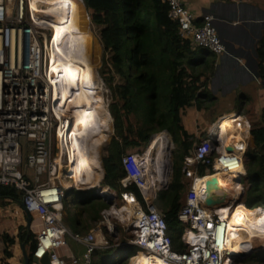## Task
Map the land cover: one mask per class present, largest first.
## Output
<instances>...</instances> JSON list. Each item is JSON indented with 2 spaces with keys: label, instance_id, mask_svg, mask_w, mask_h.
<instances>
[{
  "label": "built area",
  "instance_id": "obj_1",
  "mask_svg": "<svg viewBox=\"0 0 264 264\" xmlns=\"http://www.w3.org/2000/svg\"><path fill=\"white\" fill-rule=\"evenodd\" d=\"M163 1L167 5L168 17L177 24L180 38L189 40L193 47H201L215 54L225 51L211 15H203L198 22L183 0ZM79 2L84 4L83 0ZM50 17L47 13L33 10L30 0H0V188L11 185L21 192L23 210L31 216V220L37 219L39 222L32 255L39 259L47 254L50 264H94L92 254L97 249L115 246L125 251L121 247L134 245L137 250L127 257L143 252L152 258L162 259L164 264H238L240 260L233 259L234 254L229 250L233 242L230 244L228 238V222L235 203L240 202V178L245 174L243 154L248 140L245 123L238 133L243 136L241 141L233 144L227 141L228 135L224 138L220 136L221 132H217V121L212 122L206 135L197 140L192 152L183 156L181 173L186 188L176 213L182 225L179 240L183 249H173L165 219L154 204L157 194L165 190L170 182L172 141L166 180L154 183L149 188L146 186V189H142L137 180L147 173L143 155L148 144L140 152L121 156L125 175L119 183L121 187L134 184L143 204L131 191H121L117 195L114 189L101 185L103 171L99 160L100 168L95 172H100L101 176L96 183L87 182L79 187L66 184L65 180L71 179L67 168V148H71V145H67L68 139L65 138L69 132L66 134L63 131L66 124L73 122L80 103L62 91L64 81L59 77L57 60L53 58L57 51L48 23ZM95 93L101 96L97 102L102 104L100 84ZM80 146L90 155H95L92 151L94 147L91 144L87 146L85 140H80ZM227 146H232L234 150L228 151ZM229 161L239 162L243 170H232ZM200 165L210 166L211 172L198 174ZM229 172H235L237 188L213 192L224 198V202L222 205L207 206L205 199L209 193L204 188L208 181L206 179L217 173ZM91 189H94V195L110 204L100 211L101 218L87 232H69L61 219L66 191L72 193V190ZM119 196L124 205L131 200L128 216L133 218L129 224L131 226L126 224V229L130 231L129 238L123 241L115 238V224L112 221L127 219L128 212L124 218L119 212L124 206H117ZM240 227L239 233L248 235L245 226ZM67 235L83 246L80 254H60L59 250L66 245ZM257 251H264L263 243L240 252H249L250 255Z\"/></svg>",
  "mask_w": 264,
  "mask_h": 264
},
{
  "label": "trees",
  "instance_id": "obj_2",
  "mask_svg": "<svg viewBox=\"0 0 264 264\" xmlns=\"http://www.w3.org/2000/svg\"><path fill=\"white\" fill-rule=\"evenodd\" d=\"M83 2L89 20L99 26V40L102 45L99 74L109 89L107 109L113 128L110 140L99 150L103 170L101 185L114 189L117 195L121 191H131L143 204L140 192L134 184L121 187L119 183L125 175L121 156L142 151L152 132L167 131L177 150V157L174 162L172 160L171 180L167 188L161 191L162 200L154 204L165 219L172 248L182 250L183 245L179 240L182 225L176 218L186 188L182 180L181 165L183 156L192 152L198 138L188 134L181 124L180 109L199 107V97L204 91L200 87L205 83L200 81L206 73V69L202 68H208V61L203 60V67L195 71L194 66L198 63L196 47L189 40L179 37L177 24L168 17L167 5L163 0ZM256 51L258 75L264 78V27L257 41ZM115 79H119L121 83H113ZM137 107H141L142 114L144 113L138 124L133 123L129 117ZM260 120V124L250 127L251 142L245 153L247 159L244 160L246 177L241 182L247 188L242 199L245 206H261L259 208L264 211V155L258 154V148L264 143V110ZM126 149L129 150L125 152ZM168 165L160 183L166 180ZM209 172L210 166L198 167V174ZM72 192L77 199V206L73 213L62 209V222L71 232H87L99 221L100 211L110 202L94 194L87 195L89 191ZM4 199L20 200L21 192L11 185L3 186L0 188V201ZM127 204H131V200ZM105 235L111 240L106 233ZM127 238L129 236L124 235L120 241ZM20 239L24 243L25 252L31 258L35 247L34 234L24 230L20 233ZM10 240L8 241L11 242ZM113 249L95 250L92 254L93 263L99 264L102 258L111 255ZM121 249L137 250V246L125 245ZM5 253L9 255L8 250ZM117 255L107 264H125L122 260L126 257L118 259ZM252 256L253 253L240 262ZM255 262L264 264V258Z\"/></svg>",
  "mask_w": 264,
  "mask_h": 264
},
{
  "label": "bare ground",
  "instance_id": "obj_3",
  "mask_svg": "<svg viewBox=\"0 0 264 264\" xmlns=\"http://www.w3.org/2000/svg\"><path fill=\"white\" fill-rule=\"evenodd\" d=\"M30 6L37 13H47L51 16L48 23L52 28L57 51L53 54V58L57 60L56 69L60 74L59 77L64 81L62 91L72 95L80 103V109L75 113L73 122L71 125L66 124L63 131L66 134L69 132L65 138L68 139L67 145H71V148H67L69 154L67 168L69 169L68 173L71 174V179H66L65 182L67 185L72 184L77 187L87 182L96 183L101 176L100 172H95L96 169L100 168L96 157L97 150L101 138L104 137L102 131L109 129V119L104 105L97 102L101 96L95 93L100 82L95 78L93 59L89 55L92 36L87 28L86 14L79 0H30ZM93 78V82L88 81ZM86 88H88L87 92ZM216 127L217 132H221L220 136L226 138L228 135L227 141L233 142V144L241 141L243 137L241 134L238 135L241 132L240 128L228 116L217 120ZM164 133L154 134L145 149L143 158L147 173L138 178L139 186L146 183V179L150 185L159 184L165 175L169 163L168 154L171 143ZM81 139L86 141L87 146L91 144L94 147L92 151L95 155H90L85 148L80 146ZM228 164L232 165L234 171L243 170L239 162L229 161ZM158 173L161 174L157 176L155 181H152ZM212 178H216V182L204 185L206 193L237 188L234 181L235 172L217 173L206 180L209 181ZM235 205L228 222V238H230V244L233 242L229 250L233 254L241 250L249 251L260 242L264 244V212L260 210L251 211L250 208H245L239 202ZM119 212L122 215L128 212L129 215L131 204H125ZM242 225L247 229L248 235L239 233L238 230L241 229L240 226ZM127 259L131 261V264H164L162 259L152 258L143 252L130 255Z\"/></svg>",
  "mask_w": 264,
  "mask_h": 264
},
{
  "label": "crops",
  "instance_id": "obj_4",
  "mask_svg": "<svg viewBox=\"0 0 264 264\" xmlns=\"http://www.w3.org/2000/svg\"><path fill=\"white\" fill-rule=\"evenodd\" d=\"M183 2L196 15L198 22L203 15L209 14L213 17L215 30L225 47V51L221 54L196 47L197 64L201 66L203 60H207L209 67L200 81L205 82L200 87L204 89L199 97L200 105L196 108L192 107L196 110L195 132L196 134L202 132L203 137L212 122L227 116L241 131L245 123L248 140L243 158L246 160L245 153L251 142L250 127L260 124V115L264 110V78L258 75L256 51L257 41L264 27L262 22L264 0H183ZM216 107L221 109L214 114L213 110ZM181 124L187 133L191 134L192 127L187 120L183 121L181 117ZM258 149H260L258 154L264 155V143ZM245 177L246 170L240 178L242 188L239 192V203L247 208L241 203L247 189L241 182ZM259 207L261 206L249 210L264 212ZM24 225L23 207L11 199L0 201V264H23L21 248L23 242L20 239V233L29 230L34 234L35 240L39 222L37 219H32L29 229H26ZM9 239L11 242L8 241ZM5 250L9 251V255L5 253ZM82 250L83 246L67 235L66 245L59 251L63 256H70L78 255ZM260 258H264V251ZM255 264L258 263L255 262Z\"/></svg>",
  "mask_w": 264,
  "mask_h": 264
},
{
  "label": "rangeland",
  "instance_id": "obj_5",
  "mask_svg": "<svg viewBox=\"0 0 264 264\" xmlns=\"http://www.w3.org/2000/svg\"><path fill=\"white\" fill-rule=\"evenodd\" d=\"M81 5H82V7L84 9V12H85L86 11L85 5L82 4V3H81ZM86 14H87V11H86ZM87 28H88L91 36H92V42H91V45L89 47V53H90L89 55L93 59L92 62H93L94 70H95V78L96 79L98 78V81L100 82L99 84H100V89L102 91V98H103L102 104L104 105V107H105V109L107 111L106 104H107V102L109 100V89L107 88V86L105 85L104 81L102 80V78H101V76L99 74V69H100L101 61H102V45H101V42L99 40V32H98L99 31V26L93 24L90 20L87 19ZM106 54H109V52H107ZM197 58H198V52L196 53V62H197ZM202 67H203V64L201 66H199L196 63V65L194 66V69L196 71V70H198V68L201 69ZM205 69L207 71V68H202V70H205ZM113 83H121V81L119 79H115L113 81ZM221 107H223V106H221ZM219 109H221V108H219V107L218 108L217 107L214 108L213 113L216 114ZM180 111H181V117H182L183 121L187 120L189 126L192 127L191 131L195 134L194 136L196 137V135H197L198 138L202 137V135H201L202 132H197V134L195 132L196 131V110L194 108H192V107L191 108L186 107V108L180 109ZM143 115H144V113L142 114L141 107H137L136 110L133 113H131L129 117H130V119H131V121L133 123H137L138 124V123H140L142 121V119H143L142 116ZM107 118L109 119V129H106L107 131L106 130L102 131V134H103L104 137L101 138V143L98 146V151H97V155H98V160L99 161H100V157H99L100 147L103 144L107 143L110 140V138H111V136L113 134L112 121H111V116H110L109 113H108ZM207 129H208V127H207ZM162 131L166 132L167 134L162 132ZM162 131H159V132L160 133H164L166 135V137L168 135L169 140L172 141L170 135L168 134V132L165 131V130H162ZM159 132H152L151 135H150V138L154 134L159 133ZM192 132H191V134H193ZM206 132H207V130H206ZM127 150H129V149H126L125 152ZM168 157H169V154H168ZM176 157H177V150L174 148V144H173V147L171 149L170 161L173 160V162H174ZM101 169H102V167H101ZM158 174H160V173H158ZM158 174H156V176L154 177V179L152 181H155V179L157 178ZM169 177H170L169 180H171V173L169 174ZM145 182L146 183L140 185V187L142 189H146V186L148 188H149V186H151L150 182L147 179L145 180ZM93 193H94V189H91L87 195H93ZM182 198H183V196H182ZM182 198H181V202H182ZM76 200L77 199H75V196H74L73 192L70 193L69 191H66V198L63 201V206H65V208L63 207V211L65 209V210H68L69 212L73 213L75 211L76 206H77V201ZM161 200H162V193L159 192L157 194V199H156L155 203H157V202L160 203ZM116 202H117V206L118 207L124 205V202L121 201L120 196L118 197ZM6 204H3V205H6ZM7 206H11V205H7ZM125 214H126V212H125ZM125 214L123 215V218H124ZM126 216H127V219H125L124 221H120L119 222L117 220H112L114 222V224H115V231H114V232H116L115 233L116 234L115 238L117 240H119V241L122 240L124 235L125 236L126 235L127 236L130 235V231L126 229V226H127L126 224H128V226H131L129 224H130L131 220H133V218L128 216V214ZM115 250L116 249L114 248L112 250V252H111V255L109 254V256H107L106 258H102L100 260L99 264H107V263H109L110 260H112V256H114V254H115ZM117 250H119V249H117ZM135 250L136 249H126L125 251L119 250L118 255H117L118 259H120V257H122V256L124 257V253L127 256V255L133 253ZM262 254H263V251H257L256 253L254 252L252 257L248 258V260H244L242 262H239L238 264H255V260L259 259L262 256ZM122 261L125 264H131V261L129 259L123 258Z\"/></svg>",
  "mask_w": 264,
  "mask_h": 264
},
{
  "label": "water",
  "instance_id": "obj_6",
  "mask_svg": "<svg viewBox=\"0 0 264 264\" xmlns=\"http://www.w3.org/2000/svg\"><path fill=\"white\" fill-rule=\"evenodd\" d=\"M85 13H86V11H85ZM87 18H88V16H87ZM226 149L228 151H233L234 150V148L232 146H227ZM212 182L213 183L216 182V178H212L211 180L207 181V184L212 183ZM223 199L224 198H222V197L214 195L213 192H209L207 198L205 199V204L207 206L222 205V203L224 202ZM17 203L20 206H23L21 200H17ZM30 222H31V216L27 212H25V225H24V227L26 229H29ZM66 228L70 232L69 228L68 227H66ZM21 248H22V256H23V264H50L47 254H44L39 259L35 255H32L31 258H29V256L27 255V253L24 250L23 243L21 245ZM248 256H249V252H240L239 254L232 255V258L235 259V260H240L241 261V260L245 259Z\"/></svg>",
  "mask_w": 264,
  "mask_h": 264
},
{
  "label": "clouds",
  "instance_id": "obj_7",
  "mask_svg": "<svg viewBox=\"0 0 264 264\" xmlns=\"http://www.w3.org/2000/svg\"><path fill=\"white\" fill-rule=\"evenodd\" d=\"M111 248H115L116 250L118 249V247H115V246H113V247H111ZM116 250H115L114 257L118 254V253L116 252ZM124 256H126V255L124 254ZM126 259H127V256H126Z\"/></svg>",
  "mask_w": 264,
  "mask_h": 264
}]
</instances>
